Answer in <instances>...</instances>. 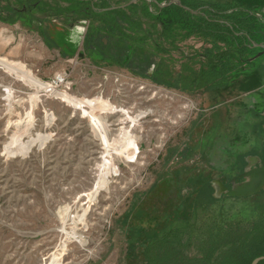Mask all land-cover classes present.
<instances>
[{"label":"rangeland","instance_id":"1","mask_svg":"<svg viewBox=\"0 0 264 264\" xmlns=\"http://www.w3.org/2000/svg\"><path fill=\"white\" fill-rule=\"evenodd\" d=\"M130 1L0 0V264H142L156 228L190 211L200 222L214 181L231 189L250 160L264 165V78L250 91L246 72L201 81L199 36L141 50L99 31L93 5ZM126 12L152 31L143 6ZM76 29L69 51L57 35Z\"/></svg>","mask_w":264,"mask_h":264},{"label":"trees","instance_id":"2","mask_svg":"<svg viewBox=\"0 0 264 264\" xmlns=\"http://www.w3.org/2000/svg\"><path fill=\"white\" fill-rule=\"evenodd\" d=\"M147 1L140 0L126 8L102 10L93 5L90 8L92 18L99 21V31L132 41L140 45L141 50L154 35H157L154 38L157 49H163L164 42L175 46L177 41L199 36L211 44L205 50L207 70L200 74L201 81L218 82L220 86L246 72L251 83L247 90L262 85L263 67L260 71L247 70L258 67L253 60L252 43L264 42L258 40L261 38L258 36H264V0H238L225 5L181 0L183 6L174 3L163 8L158 4L171 0ZM138 6H143L144 16L152 21L151 32L143 29L141 21L134 22L127 16V10ZM128 29L136 34H129ZM243 68L246 71L242 72ZM170 179L173 180L168 178L162 184L169 191L174 184L168 181ZM163 188L155 192L162 198L167 195ZM251 197H215L217 204L206 211L200 222L191 220L198 218L195 211L185 212L183 218L172 216L171 221L156 228L157 231L141 243L142 264H252L256 258L264 256V205L258 201L249 205L247 201ZM238 201L243 204L234 206ZM179 221L184 222L180 224ZM259 264H264V260Z\"/></svg>","mask_w":264,"mask_h":264},{"label":"water","instance_id":"3","mask_svg":"<svg viewBox=\"0 0 264 264\" xmlns=\"http://www.w3.org/2000/svg\"><path fill=\"white\" fill-rule=\"evenodd\" d=\"M140 0H131L127 4L121 5L119 7H112L110 9L115 8H125L132 4L137 3ZM154 3H157L156 0H150ZM178 4L180 6H183L181 0H171L168 3H162L158 4L160 8H163L165 6L171 5V4ZM185 7V6H184ZM186 9H189L188 7H185ZM106 10V9H104ZM253 48H261L263 51L255 56L253 60H255L260 55L264 54V42L262 43H252ZM242 178L244 179L241 182L236 183L234 180L232 181V188L229 189L224 183L221 181H214V187L216 190V197H238V198H246L251 197L259 192L264 190V165L262 164L261 160L259 158H253V160H250L249 166L246 168L244 174L242 175ZM264 260V256L256 258L252 264H259L261 261Z\"/></svg>","mask_w":264,"mask_h":264},{"label":"bare ground","instance_id":"4","mask_svg":"<svg viewBox=\"0 0 264 264\" xmlns=\"http://www.w3.org/2000/svg\"><path fill=\"white\" fill-rule=\"evenodd\" d=\"M79 33H78V29L75 30L74 35L71 37H69V34L66 32H59L58 36V42L60 43V45L66 46V48L70 51V50H74L76 45L74 42H78L79 39Z\"/></svg>","mask_w":264,"mask_h":264},{"label":"built area","instance_id":"5","mask_svg":"<svg viewBox=\"0 0 264 264\" xmlns=\"http://www.w3.org/2000/svg\"><path fill=\"white\" fill-rule=\"evenodd\" d=\"M66 77L63 75V74H60L58 76L55 77V81L54 83L55 84H65L66 83Z\"/></svg>","mask_w":264,"mask_h":264},{"label":"crops","instance_id":"6","mask_svg":"<svg viewBox=\"0 0 264 264\" xmlns=\"http://www.w3.org/2000/svg\"><path fill=\"white\" fill-rule=\"evenodd\" d=\"M10 68H11V70H13L16 68V66L14 65V66H11ZM263 101H264V98H263Z\"/></svg>","mask_w":264,"mask_h":264},{"label":"flooded vegetation","instance_id":"7","mask_svg":"<svg viewBox=\"0 0 264 264\" xmlns=\"http://www.w3.org/2000/svg\"><path fill=\"white\" fill-rule=\"evenodd\" d=\"M243 175V174H242ZM242 180H243V178H242ZM242 180H240V181H242Z\"/></svg>","mask_w":264,"mask_h":264}]
</instances>
